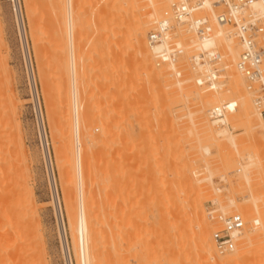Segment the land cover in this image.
I'll use <instances>...</instances> for the list:
<instances>
[{"label":"rangeland","instance_id":"1","mask_svg":"<svg viewBox=\"0 0 264 264\" xmlns=\"http://www.w3.org/2000/svg\"><path fill=\"white\" fill-rule=\"evenodd\" d=\"M55 2L33 1L34 23L39 35L38 47L34 48L29 34L25 0L17 1L26 30L44 123V143L50 153L72 264H79L74 253L78 240L73 242L72 237L76 235L77 238V234H72L68 226L63 199V191L67 194L71 192L73 195H69L74 197L76 207L78 205L77 190L66 186V181L65 185L62 182V177L67 176L63 171L69 170L66 164L71 168L72 164L68 163L73 161V155L69 153V142L73 136L70 126L72 89L68 72L69 48L66 50L63 47L68 46V41L64 45L65 33L58 31L60 36L56 34L59 25L56 21L61 20L56 18L59 13L53 9ZM148 2L73 1V17H77L75 21L79 24V27L76 24L74 32L76 67L82 76L78 82L81 95L79 110H82L80 127L88 133L86 139H81V144L89 147L87 149L91 155H87L88 159L95 157L91 159L93 166H90L91 163L89 166L97 168L95 181L91 183L90 180V184L87 181L83 192H88L98 205L100 199L103 201L98 210L101 218L112 212L110 222L106 217V223H109L106 226L97 216L105 227L97 223L102 228H98L100 236L98 240L97 235L95 244L98 249L94 251L95 264H221L218 258L209 259L210 254H217L224 259L237 252L242 256L231 264H264V234L261 231L257 233L262 238L257 235L255 243L247 246L242 238L237 239L236 248L231 253L220 254L213 240L206 251L198 248L197 223L207 225L211 237L212 231L220 226L219 222L212 221L208 215L209 210L219 208L217 202L228 203L232 197L239 202L249 199V193H246L249 185L244 181V168L241 167L247 162L250 164L252 179L257 167L246 159H240V156L245 157L249 152L258 153L261 150L250 148L249 137L242 125L234 128V124H227L231 134L240 142L237 144L238 153L225 138L219 137L216 141L207 137L206 132H201L200 126L198 128L194 125L197 120L193 112L201 105L194 80L204 74L206 67L193 71L186 59L180 79L172 75L173 71L167 65L156 66L155 50L151 51V55L138 50V40L127 31L131 33L133 26L140 25L138 18L148 17L153 9ZM161 3L160 13L155 15L158 18L152 17L155 19L151 22L153 24L150 23L152 26L149 25L141 36L147 48H150L147 34L154 29L155 21L168 8L169 0ZM214 10L217 9L208 8L205 13L211 14ZM15 13L13 0H0V192L7 201L12 200L11 206L21 213V216L18 214L21 225L13 229L14 239L7 248V254L10 253V260H15L16 264H42L34 253V239L37 240L38 236L35 228L29 229L26 224L29 214L25 204L19 201L20 195L17 197L8 193L13 189L18 192V189L24 187L32 189L33 208L45 237L47 263L65 264L39 119ZM225 28L227 32L234 31L231 27ZM61 35H64V40H60ZM178 37L184 43L192 44L186 48L187 57L197 53V50L202 51L197 48L201 43L193 33L186 32L185 27L179 28ZM217 47L222 55L219 77L224 82L223 85L221 83V90L226 87V79L228 81L224 75L226 50L222 45ZM183 78L184 81L186 79L183 84L193 82V88L180 89L176 80ZM245 87L243 90L248 93ZM201 88L199 86L198 89ZM203 90L207 94L214 92L205 88ZM44 93L48 95L46 99L49 104L43 99ZM249 97L253 105L251 93ZM230 102V99L223 102L229 103L230 110L226 112L229 117L238 111L236 107L237 110L231 113L234 103ZM217 104L220 103L205 104L203 109L204 118L214 127L217 125L212 123L209 110ZM189 112L193 113V117ZM260 124L261 131L264 127L262 120ZM103 127L107 130L105 135ZM247 138L249 141L246 142ZM262 144L264 146V138ZM209 146V152L201 150ZM256 175L260 177L261 174ZM263 179L264 174L254 186L264 185ZM105 180H109L108 183L112 185ZM255 180L258 181V177ZM101 211L105 213L101 214Z\"/></svg>","mask_w":264,"mask_h":264},{"label":"bare ground","instance_id":"2","mask_svg":"<svg viewBox=\"0 0 264 264\" xmlns=\"http://www.w3.org/2000/svg\"><path fill=\"white\" fill-rule=\"evenodd\" d=\"M17 1L13 0L14 10L16 12L15 14H16L17 20H18V27H19L18 29H19V33L21 36L22 45L24 48V53H25V58H26L25 60L27 61V67H28L29 76H30V86L32 89V94H33V98H34V102H35L34 106L36 109V113L38 114L37 117L39 119V128H40V132H41L42 144L44 147V154H45V159H46L45 162H46L47 169L49 172L48 176L50 179V185H51V190H52V194H53V201H52L53 203L52 204H54L53 206H55L54 211L56 212L57 220H58V228H59V235H60L59 239H61L60 244H61V247L63 250L62 252L64 253L63 256H65V262H66L65 264H72V258H71L70 250H69V246H68V238L66 236L65 224H64V220H63V216H62L60 197L58 195L56 181H55L54 173L52 170L50 153L48 152V150H46L45 143H44V139H45L43 137L44 123H43V119H42L40 102H39L40 98H39V94H38V91L36 88V79L34 77L32 65H31V58H30V53H29V48H28V40H27L26 34H25L26 30L24 28V24H23L24 22H23L22 16H21V10H20V7L18 6ZM33 1H35V0H25V3H24L25 6L24 7H25L27 19H28L27 21L29 22L28 26H29L30 38H31V41L33 43V47L35 48V47H38L37 45L39 42L38 41L39 35H37L38 34L37 33L38 28L35 24L36 22L34 21V5H33L34 3H33ZM73 1L74 0H54V2H55L54 7L55 8H53L55 11H57L59 13V15L56 16V18L61 20V21H56L57 25L59 22V25L57 26L58 30L56 28V31H57L56 34L58 36H60L59 32H58V31H60L62 33H65L64 34L65 37L67 35L66 38L64 37V39H66V40L63 39L64 35L63 36L61 35L62 37L60 38V40L63 39L65 41V42L62 41L63 43H65L64 45L68 44V46H66V47L63 46L64 48H66V50H67V47L69 48L68 51H69V58L70 59H69V71L68 72H69L71 89H72L71 90V92H72V94H71L72 121L70 122V124H71L70 126H71L73 136H72V139H70L71 142H69V144L71 143L70 144L71 150L69 153L73 155V159L71 158V160H73L72 161L73 163L67 162L70 165L72 164L71 168L70 167L68 168L67 164H66V168L70 170L71 174L69 173V170L63 171L65 173H67V176L64 174L65 176L62 178H64L65 180L63 179L62 182L64 181L63 185H65V181H66V184H68L66 186H71L77 190V193H78L77 204L78 205L76 207V205H75L76 202H74V197L69 195L71 192L67 194L66 192L63 191V199L65 201L64 204H65V210H66L67 220H68V224H69L68 226L71 229L72 234L73 233L77 234V238H75L76 235L72 236L74 238L73 242L74 241L76 242V239L78 240L77 247L75 246V248H74L75 249V252H74L75 256L77 257V259H79V262H80L79 264H95L96 259H94V258L96 257V254L94 255V251H95V249H97L95 247V244L97 241V235H98V240H99V236H100L98 234L99 233L98 231L100 229L98 230V228H102V227L104 228L107 224H109L108 222L106 223V221H107L106 217L108 218V221L110 222L109 216H110L111 211L108 212L109 216L102 215V218H101L98 215L99 214L98 210L100 211L101 203H103V201H101V199H100L101 203L99 202L100 203L99 204L100 207H99L98 202H96L95 199L91 198V195L89 196L88 192L86 194H85V192H83V190H84L83 186L87 183V181H88V183L90 182V180H91V183H93L95 181V178L97 177V170H96L97 168L95 169V168L90 167L93 165L91 163L92 158L88 159V157H87V155L89 154L88 153L89 151L87 148H89V147L86 145L82 146V144H81V139H84L86 137V135H88V133L85 132L84 129H81V127H80V117H81L80 112L82 110L81 111L79 110V108H80L79 98L81 97V95H80L79 90H78V82H79L80 77H82V76L79 75V73L77 71L78 69L76 67L77 66L76 65L77 64V62H76L77 61V57H76L77 55H76V51H75V42H74L75 41V39H74L75 34H74V32H75L76 24L78 25L77 27H79V24L76 23V21H75L77 17L76 18L73 17ZM163 1L162 0H149L153 9L151 8L152 10H150L148 17L145 16L144 18L143 17L138 18L137 21H141L140 25L138 27H136V26L134 27L133 25H131V26H133L132 32H131V30H130L131 33H129V31H127L128 34H130V36L132 38L135 37L138 40V43H137L138 44L137 45L138 50L142 53L150 54L151 51H153V50L156 51L160 47V46H155V45L149 44L150 48H147V46L143 42V39H141L142 38L141 36L144 35L143 34L144 31L146 30V28L149 25H150L149 27L152 26L151 24H153V23H151V22L152 21L154 22V20H155V19H152V17L158 18V16H155V15L156 14L158 15L160 13L159 12V11H161L160 4H162L161 2H163ZM217 1L218 0H212V2H217ZM134 2H135V0H134ZM209 4H210V2H209ZM57 12H55V13L57 14ZM141 15L142 14H140V16ZM58 16H60L62 18H59ZM138 17H139V15H138ZM129 29H131V28H129ZM225 29H226L225 27L217 28L215 30L213 38L210 40L201 41V42H199L197 40L199 43H201V44L198 43L199 47H197V48L207 49V48L214 46V45H218V46L222 45L225 48V50H226L225 51L226 52V54H225L226 55L225 56L226 63H225V69H224L225 74L224 75H225V77L228 78V81L226 79V87L224 89L220 90V87L223 85L222 82H224V81H222V82L220 81V77H219L220 75L219 74H217V79L219 80L218 85L215 87L214 92H212L211 94L205 93V91L203 90L204 87L201 88V90H203V91L198 89L199 85H196L197 83L195 84V86L191 85V83L193 84V82L184 85L183 83H185L186 79H185V81H184V78H183V80H180L182 77H180V79H179L180 81L176 80V82L179 83V84L178 83L177 84H178V86H180V89L186 88L185 90L190 89L191 87L193 88V86L194 87L198 86V88H196L197 89L196 91H198V96H199V99L201 101L200 102L201 105L199 108H197L193 112L194 115H193V113H190V112L189 113H190V116L193 115L194 118L197 120V121L195 120L196 122L194 121L195 122L194 125L197 127L200 126V128L198 127L199 130L201 132H206L205 134L207 135V137L214 138L216 141H218L220 139L219 137H223V139L225 138L229 142V144L233 147L232 149L233 150L235 149V151H237V153H238L239 147L237 144H239L240 142L234 138L235 135L233 136L231 134L232 131L231 132L229 131L230 128L228 129L227 124L229 122H230L229 123L230 125H231V123L234 124V125H232L234 128H236L237 125L238 126L242 125L244 127V132L246 131L248 133L247 134L245 132L246 136L248 135L249 140H250V142H248L251 144V145H249L250 148H253V147L257 148V149L260 148L261 151L260 152L258 151V153H254L253 151L249 152L245 157L243 155H241L240 159H246L249 162H252V164H254L257 167V170L255 169V171L252 169L254 171L253 173H256V174L258 173L259 175L261 174L260 177L262 176V178H263L264 165L262 164V160H264V146L262 144V138H264V130H263L264 127L260 131V128L262 126V124H260L261 120H262L260 108L256 105L255 101H254L253 105H255L256 109L253 107L251 99L249 97L250 92L246 89V87H245V89L248 91L249 94L243 90V87L246 86L245 79L243 78V76L239 72V70L237 69V60H238V57L240 54V45H239L238 41L235 40L236 38H235L234 31L228 30L230 32H227ZM67 38H68V40H67ZM66 41H68V43ZM196 52H198V50ZM154 54H155V52H154ZM220 64H221V61H220ZM62 67H64V65ZM206 69H207V67H206ZM206 71H208V70H206ZM65 75H66V73H65ZM193 78H190V80L192 79V81H193L196 78V76L194 79ZM188 79L189 78H187V81H189ZM221 83H222V85H221ZM182 91H184V90H182ZM47 96L48 95H45V93L43 94V99L45 100V102L47 101V99H46ZM209 96H210V98H209ZM225 99H228V100L230 99L231 102L234 103V105H233L234 109L231 110V113H232V111L237 110L236 107H238V111L236 112L235 115H234L235 112L230 114V116L232 115L231 117H229L227 115L228 113H225L224 118H222L221 120H216V121L211 120L212 123H214V125H217L216 127H214V126H212V124L208 123L207 120L203 116L204 106H205V104H216V103H220V104H217L218 106H220L222 104H225V103H223ZM47 103L49 104L48 101H47ZM217 105H215V107ZM228 109H229V105H228ZM39 114H40V116H39ZM194 118H192V119H194ZM103 128H105V127H103ZM234 128H232V129H234ZM105 131H107L106 128L103 131L104 135L106 133ZM246 136H245V138H246ZM249 140L247 138L246 142ZM20 150H22V147L20 148ZM201 150L204 151V153L209 152L210 146L206 147V148H202ZM89 155H91V154H89ZM68 156H69V154H68ZM94 158L95 157L93 156V159ZM108 158H109V156H108ZM108 162L109 161H107V163ZM90 163H91V165H90ZM111 165H109V166H111ZM249 166H250V164H248V162H247L246 164H243L241 167V169L244 168V174H243L244 181H246V184L249 185V186H247V187H249V189H247L248 192H246V193H249V199L245 200L244 202H242V200H241V202H239L237 199L235 200L234 197H232L233 199L229 198L230 202H228L229 199L227 201L229 204L228 203H222L221 204V203L217 202V204L220 208V211L223 212L222 213L223 215H229V214H232L235 212H238V213L241 212V214L243 216L245 215V218H244L245 228L242 231V233L236 238V241H237V239L240 240L242 238L243 243L246 246L249 244L255 243L254 240H256L257 235H258V237L262 238V236L259 235L257 232L261 231L264 234V185H261L263 187L257 186L259 188L255 187L256 186L255 184L260 182L261 181L260 179H262V178H260L256 174H254L255 176H254V178H253L254 180H253L252 179L253 174L251 173L252 171L249 170ZM255 166H254V168H256ZM95 167H97V166H95ZM105 171H106V169H105ZM104 174H106V173H104ZM250 174H252V176ZM100 175H101V173H100ZM65 177H67V179ZM98 177H99V175H98ZM100 177H103V176H100ZM108 177H109V175H108ZM257 177H258V181L255 180ZM110 179H111V177L109 178V180ZM105 181H107V180H105ZM108 181H107V184H109ZM252 181H254V182H252ZM110 182H111V180H110ZM262 182H264V179ZM97 183H99V182H97ZM100 183H102V182H100ZM102 184H104V183H102ZM102 184H101V186H102ZM97 185L98 184H96V186ZM109 185H112V184H109ZM104 186H102V187H104ZM106 187L108 188V186H106ZM89 189H88V191H89ZM14 190L15 189L11 190V192H8V193H10V195H12V196L17 195V197H18V195H20V198L18 197V199L22 204H25L26 210L28 211V214H29V217L26 221L27 222L26 224L28 225L29 229L35 228L37 235L35 234V231H34V234L36 236H38L37 240L34 239V241H35V243H34L35 256L42 262V264L43 263L48 264L46 261L45 237H44L43 232H42L43 230L41 229L40 224L38 222L39 218L37 219L38 215L36 213V210L33 208L32 189H26V188L22 187L20 190L18 189V192L14 191ZM64 190H65V187H64ZM69 191H70V189H69ZM84 195H86V196H84ZM12 196H10V197L13 198ZM10 201H12V200L7 201L4 194H2L0 192V264H16L15 260H14V262L10 260L11 256H10V253L7 254V252H9V251H7V248L9 247V245H11L10 243H12V240L14 239V237H12V233H14L13 229L15 228V230H16V227L21 225L20 224L21 222L19 219L20 217L18 216V214L20 215L21 213L19 211L15 210V208H13L11 206ZM225 204H227V205H225ZM97 205L99 208L97 207ZM103 208H104V205H103ZM105 208H106V206H105ZM102 211H104V210L102 209ZM102 211H101V214L105 213ZM218 212H219V210H218ZM244 213H247V214H244ZM97 216L103 220L101 222H105V226L102 225L104 223L101 224V222H100L101 219L99 220V218H97ZM103 216H105V219H103ZM24 221H25V219H24ZM97 223L100 224V226L102 225V227H100ZM97 225L99 227H97ZM214 225H215V223H214ZM207 227L208 226L205 224L197 223L198 248H200V250H205V251L207 249H209L211 240H213V238L210 236V231ZM229 253H231V252H229ZM220 254H223V253H220ZM224 254H226V253H224ZM241 256H242V254H240V252L239 253L237 252L233 256L221 259V258H219V255H217V254H215V255L210 254L209 259L218 258L221 264H231V263L235 262L236 260H238L239 258H241Z\"/></svg>","mask_w":264,"mask_h":264},{"label":"built area","instance_id":"3","mask_svg":"<svg viewBox=\"0 0 264 264\" xmlns=\"http://www.w3.org/2000/svg\"><path fill=\"white\" fill-rule=\"evenodd\" d=\"M208 8L217 10L206 14ZM181 27L193 33L199 42L212 39L219 27L234 30L241 47L237 69L260 108L264 125V0H169L168 8L147 34L149 44L160 46L155 51L156 66L167 65L173 75L180 78L183 64L188 59L193 71L207 67L195 81L207 90H214L218 85L217 74L220 73L222 59L217 45L187 57L186 48L192 44L179 39L178 30ZM227 111L229 109L225 103L212 107L209 116L212 120H221ZM218 210L211 209L208 215L212 221L220 223L212 232V238L216 250L224 254L236 248V238L244 230L245 220L240 213L223 215Z\"/></svg>","mask_w":264,"mask_h":264}]
</instances>
